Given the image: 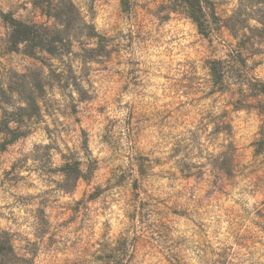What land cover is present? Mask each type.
<instances>
[{
  "label": "rangeland",
  "instance_id": "374dc122",
  "mask_svg": "<svg viewBox=\"0 0 264 264\" xmlns=\"http://www.w3.org/2000/svg\"><path fill=\"white\" fill-rule=\"evenodd\" d=\"M201 2L209 35L187 0H0V260L264 264V97L210 68L239 0Z\"/></svg>",
  "mask_w": 264,
  "mask_h": 264
},
{
  "label": "trees",
  "instance_id": "16d2710c",
  "mask_svg": "<svg viewBox=\"0 0 264 264\" xmlns=\"http://www.w3.org/2000/svg\"><path fill=\"white\" fill-rule=\"evenodd\" d=\"M122 2L124 6L127 5V0H122ZM186 8L190 12V17L197 23L200 31L209 35V23H207L201 0H187ZM252 21L255 22L254 25L251 24ZM10 22L12 24L11 36L12 38L14 37L13 41L15 46L23 42L32 41L35 38V30H33V27L14 19H11ZM223 25L230 30L239 44L242 42V46L240 45L232 49L228 58L214 60V67L210 66L211 71L213 74L217 75L220 80H223L222 78L227 76V74H230L234 80H239V77L243 78V84L248 83L251 90H254L258 96L263 93L262 95L264 97V89L256 92L259 85L254 84L252 80L246 78L248 72H242L243 74L239 72L240 67L247 66V54L244 53L245 51L248 52V47H260L261 44H259V40L264 41V0H239L237 9L232 15L226 18ZM243 37L247 40H244ZM254 53L256 54L257 52ZM261 105L262 108L260 112L264 114V102H262ZM2 239V236H0V254L6 255L2 254L3 248L1 245L4 244ZM5 242L9 245L10 251L14 254L10 239ZM5 258L6 257H4V259ZM4 259L0 260V264H8V261Z\"/></svg>",
  "mask_w": 264,
  "mask_h": 264
}]
</instances>
